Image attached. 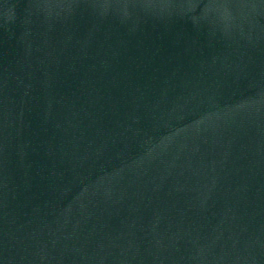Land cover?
<instances>
[{"label":"water","instance_id":"95a60500","mask_svg":"<svg viewBox=\"0 0 264 264\" xmlns=\"http://www.w3.org/2000/svg\"><path fill=\"white\" fill-rule=\"evenodd\" d=\"M0 264H264V0H0Z\"/></svg>","mask_w":264,"mask_h":264}]
</instances>
